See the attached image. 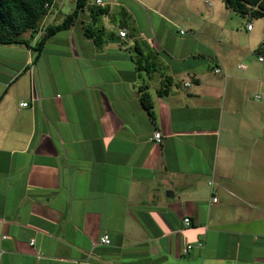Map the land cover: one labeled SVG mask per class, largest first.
<instances>
[{
	"label": "crops",
	"instance_id": "crops-1",
	"mask_svg": "<svg viewBox=\"0 0 264 264\" xmlns=\"http://www.w3.org/2000/svg\"><path fill=\"white\" fill-rule=\"evenodd\" d=\"M67 1L0 44V264H264V35L187 0H88L38 54Z\"/></svg>",
	"mask_w": 264,
	"mask_h": 264
},
{
	"label": "trees",
	"instance_id": "trees-1",
	"mask_svg": "<svg viewBox=\"0 0 264 264\" xmlns=\"http://www.w3.org/2000/svg\"><path fill=\"white\" fill-rule=\"evenodd\" d=\"M224 2L228 8L235 9L244 14L245 17H264V0H224ZM54 3L55 0H0V44L29 45V40L25 34L30 33V37L34 38L41 31L42 23L50 12L46 4L53 5ZM87 6L88 0H76L74 10L67 14L61 22L45 26L42 36L33 49L39 54L46 41L56 33L74 25ZM91 9L94 11L93 8ZM101 12L104 13V11ZM95 21L97 20L94 18ZM84 29L86 36L94 38L99 45L103 43L106 36L103 29L93 26H84ZM137 52L133 59L137 68H141L145 61V58H142V48L138 46ZM141 100L148 110L152 108L151 97L148 92L142 95Z\"/></svg>",
	"mask_w": 264,
	"mask_h": 264
},
{
	"label": "rangeland",
	"instance_id": "rangeland-1",
	"mask_svg": "<svg viewBox=\"0 0 264 264\" xmlns=\"http://www.w3.org/2000/svg\"><path fill=\"white\" fill-rule=\"evenodd\" d=\"M187 3L191 6V7H195L197 13L199 15H204V17L207 19V20H212L213 22H216V23H223L224 22V19H225V22L226 21H229L230 20V15H232V18H233V23L240 29L243 30V26H244V22L245 20L247 19L248 20V16L245 17L244 14H241L239 12H237L235 9H232V8H227L229 10L228 11V15H224V17H217L215 18V20L213 18H211L213 16V12H214V15H215V12L217 10L218 7H220L221 4H225L224 0H187ZM75 6V1L73 0H68L65 5L63 6L62 8V12L59 16V18L54 22V23H59L63 20V18L69 14L73 8ZM252 22L253 24H255V33L258 35V37L260 36H263L264 35V19H261L259 17H254L252 18ZM208 38L209 37H212L213 32L212 33H208ZM241 39L242 41H246V35L245 34H241ZM211 39V38H209ZM264 41V40H263ZM262 41V43H263ZM249 60H252L251 64L258 60L257 59V55L255 56H252L250 57ZM250 64V62H248ZM261 63V62H260ZM245 64H247V61H245ZM254 96L256 94H262L264 95V90L263 89H255L254 92H253ZM256 102H259V101H263V100H256L255 98H253Z\"/></svg>",
	"mask_w": 264,
	"mask_h": 264
},
{
	"label": "built area",
	"instance_id": "built-area-1",
	"mask_svg": "<svg viewBox=\"0 0 264 264\" xmlns=\"http://www.w3.org/2000/svg\"><path fill=\"white\" fill-rule=\"evenodd\" d=\"M94 2L97 5H102L104 3V0H94ZM46 7L51 10L53 5L46 4ZM252 28H253L252 17L249 16V18L247 20V23H246V29L247 30H251ZM118 33H119L120 37H126L127 34H128L126 29H120ZM180 33L185 34L186 31L185 30H181ZM256 55H257L258 61L264 62V41L261 44V46L257 49ZM215 71L216 72H220L221 69L220 68H216ZM255 97H256V99H263L264 98V96L262 94H256ZM21 105L22 106H28V102H23V103H21ZM154 138L156 139V141H160L161 140V133L160 132L155 133ZM210 183L212 184V182H210ZM217 200H218L217 196H213V202L215 203V202H217ZM183 221H184V224L187 225V226L192 224V220H191L190 217H185L183 219ZM4 237H6V236H4ZM101 241L104 244H110V242H111L110 237H109L108 234L103 235L102 238H101ZM196 244L197 245H195L194 243H187L185 245V248H184V253L187 254L194 246H198L200 248H202L204 246V243L201 242V241L196 243ZM4 252H5V250L3 248H0V261H1V257L4 254Z\"/></svg>",
	"mask_w": 264,
	"mask_h": 264
},
{
	"label": "water",
	"instance_id": "water-1",
	"mask_svg": "<svg viewBox=\"0 0 264 264\" xmlns=\"http://www.w3.org/2000/svg\"><path fill=\"white\" fill-rule=\"evenodd\" d=\"M166 194L168 196H173L174 195V193H173V191L171 189H169Z\"/></svg>",
	"mask_w": 264,
	"mask_h": 264
}]
</instances>
